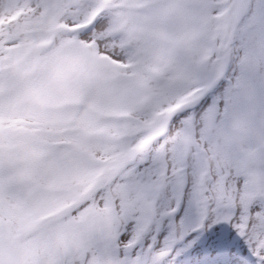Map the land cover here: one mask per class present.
<instances>
[{
	"label": "snow or ice",
	"instance_id": "1",
	"mask_svg": "<svg viewBox=\"0 0 264 264\" xmlns=\"http://www.w3.org/2000/svg\"><path fill=\"white\" fill-rule=\"evenodd\" d=\"M0 264H264V0H0Z\"/></svg>",
	"mask_w": 264,
	"mask_h": 264
}]
</instances>
